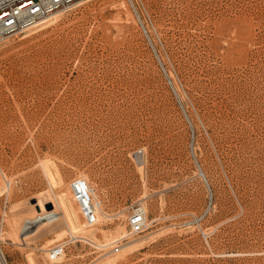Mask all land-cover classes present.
<instances>
[{
    "label": "rangeland",
    "instance_id": "1",
    "mask_svg": "<svg viewBox=\"0 0 264 264\" xmlns=\"http://www.w3.org/2000/svg\"><path fill=\"white\" fill-rule=\"evenodd\" d=\"M123 1L91 0L0 44V160L15 183L0 194V233L12 203L50 190L84 222L98 216L88 225L103 240L147 195L153 221L131 237L144 241L112 264H264V0H136L157 49ZM77 181L112 217L91 194L77 204ZM67 234L61 264H111ZM0 243L8 264H29L30 248Z\"/></svg>",
    "mask_w": 264,
    "mask_h": 264
},
{
    "label": "bare ground",
    "instance_id": "2",
    "mask_svg": "<svg viewBox=\"0 0 264 264\" xmlns=\"http://www.w3.org/2000/svg\"><path fill=\"white\" fill-rule=\"evenodd\" d=\"M89 1H91V0H80L76 4H74L73 6H71L69 8L60 9V10L54 12L52 15H50L45 21H43L39 25H37L36 27L24 32L22 34L23 37L31 36L33 33L38 32V31L46 28L47 26H49L53 23H56L59 19H61V17H63L64 14H66L70 10L76 8L77 6L87 4V2H89ZM128 1L132 5V7L137 11L136 13L138 14V20H140L141 22H144V24H145L146 21L144 20V18L141 16V14L139 12L138 3L136 2V0H128ZM114 2L116 3V1H114ZM120 4H121V6L126 7L128 3H126L125 1L122 0V2ZM117 8H118V6H117ZM127 10H129V9H127ZM127 20L128 21H134L136 19L129 16V13H128ZM145 27H146V30L148 32V36H149L150 40L153 42L154 47H156V49H157V46H156L155 42L153 41V38L149 32V28L147 27V24H145ZM158 55H159V59H161L160 61L164 63V60H163V58L159 52H158ZM167 71H168L169 75H172L171 74L172 71L169 72V69H167ZM173 86L175 88L174 90L176 92L178 100H179L180 104L184 107L183 108L184 112L187 115V117L189 118V121L191 122L193 129H194V124H193L194 122H193V120L190 116V112H189V110L185 104L186 100L184 98V94H183V92L179 91L178 86L174 82H173ZM192 152H193L192 154H194L195 159H196V163L198 166V173L203 177V179L205 178L208 181L207 174H206L204 168L202 167V165L200 164L199 159L197 158L195 146L192 147ZM136 158H137V156H136ZM48 161H49V159H48ZM48 161L44 164V165H46L45 167H46V173L49 176L48 178H50V181L54 185L57 183H60V180L62 178L60 176L61 173L52 169L51 166L52 165H53V167L55 166L53 164V162H51L52 159L49 162V163H52V165H50L48 163ZM140 163H141V161H140ZM3 166L4 165H2V162L0 160V194L8 193L10 195V193L12 191L13 184H15V183L12 182L13 180L8 178V175L6 173L7 171L4 170ZM57 170H58V168H57ZM62 180H61V183H62ZM87 182L89 183V181H87ZM207 184L209 187H211L209 185V181ZM88 191H89V194H91V196L95 197L94 198L95 199L94 205H95V207L100 208L99 210H101V213H100L101 217L102 216L103 217L104 216H106V217L111 216L112 217V214H109L108 212H106L103 209V206H102L103 202L100 199L96 198V192L97 191L95 190L93 185L92 186L88 185ZM51 192L52 191H50V190L48 192L47 191L41 192L37 196H33V197L29 196L30 198H28V199L25 198L24 200H26V201L22 200V201H16V202L12 203L10 206L9 213H8L9 214L8 215V229L6 232L3 229V231H1V233H0V240H8L9 242H11L12 244H14L15 246H17L19 248H24V247L30 248L27 251V253L25 252L26 258H27V261L29 264H58L57 262H60L59 264H61L62 260H64L68 256L67 253L65 252L58 260L55 261V260L50 258L49 248H50L51 243H53L54 241L61 240L64 236H66L67 232H70V234L72 235L71 237H73L72 239L79 238V239H82L85 241L87 240V241H90L91 243L95 244L98 247V249L105 250L103 253L101 252V254L98 255L99 256L98 258L101 260H105L106 263L116 262V261H119L121 258L123 259V256L125 254H127L126 252L129 249L134 250L133 247L136 248L135 246H137L136 244L138 242H140L142 240L144 241L145 235L147 233L145 235H142V237H138V238L137 237L136 238L135 237L134 238L128 237V239L129 238H131V239L122 243L121 244L122 247L120 246V248H122V253L116 254L115 253L116 251H114V249L112 248V244L117 239L122 238V237H127L129 234L128 228H126V225L124 223H118L117 228L114 229L115 230L114 232L113 231L109 232V231L102 229L103 230L102 234L104 235V239L101 240L97 235L99 227L96 225L94 226L92 224L93 220L91 223L92 226L88 225L87 221L84 222L82 220L81 215L82 214L86 215V213H85L86 210L82 209L84 207H82V208L75 207L73 205V203L71 202V200H69V197L64 194L65 192H63V193L59 192V194L58 193L54 194V192L53 193H51ZM144 193H146V192H144ZM210 193H211L210 194L211 197H213L212 196V194H213L212 190ZM97 195H98V193H97ZM146 198H147V195H144L138 201L146 205V202H147ZM210 207H208L207 210H210ZM79 211L80 212L83 211L84 213H82L80 215ZM123 212H125V207L119 213L121 214ZM38 215L42 216L40 218V220L38 222H36L30 229L24 230L25 220L29 219V218L33 219V218L37 217ZM100 215H99V217H100ZM127 215H126V217L129 218V216H127ZM113 216H114V214H113ZM121 216H123V215H121ZM146 216H147V225H146V227H147L151 223V220H152L149 217V212H148L147 207H146ZM95 217H98V216H94V219H95ZM87 219H88V217H87ZM153 231L149 232V233L152 234ZM3 232H5V233H3ZM204 233L206 235H208L210 232H206V230H205ZM51 234H53V236L51 238H49L48 235H51ZM68 234H67V236H68ZM44 236H46V237L48 236V237L43 242L42 246L36 245L35 242L38 239L43 238ZM69 241H70V239H69ZM146 241H147V239H146ZM139 244L140 243H138V245ZM16 249H18V248H16ZM6 255H5V252L3 250L2 245L0 243V264H8ZM98 258H96V259H98Z\"/></svg>",
    "mask_w": 264,
    "mask_h": 264
},
{
    "label": "built area",
    "instance_id": "3",
    "mask_svg": "<svg viewBox=\"0 0 264 264\" xmlns=\"http://www.w3.org/2000/svg\"><path fill=\"white\" fill-rule=\"evenodd\" d=\"M80 0H0V44L8 38L23 34L45 21L50 15L60 9H66ZM145 34L148 36L144 22H141ZM194 133V132H193ZM206 183L208 181L204 178ZM71 192L79 206L88 201L87 191L82 181H77L71 186ZM88 220H93L94 213H88ZM42 216L38 215L33 219H26L24 230L30 229ZM87 222L89 223V221ZM128 236L117 239L112 248L119 251L122 241L143 232L147 225L146 206L141 202L133 205L128 218ZM4 227V220L1 222V231ZM207 237V236H206ZM69 240H61L49 248L50 258L58 260L67 249Z\"/></svg>",
    "mask_w": 264,
    "mask_h": 264
}]
</instances>
